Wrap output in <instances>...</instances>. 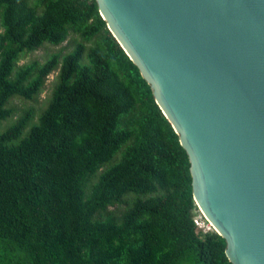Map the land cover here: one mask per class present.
I'll list each match as a JSON object with an SVG mask.
<instances>
[{
	"label": "trees",
	"instance_id": "obj_1",
	"mask_svg": "<svg viewBox=\"0 0 264 264\" xmlns=\"http://www.w3.org/2000/svg\"><path fill=\"white\" fill-rule=\"evenodd\" d=\"M190 166L96 0H0V264H231Z\"/></svg>",
	"mask_w": 264,
	"mask_h": 264
},
{
	"label": "water",
	"instance_id": "obj_2",
	"mask_svg": "<svg viewBox=\"0 0 264 264\" xmlns=\"http://www.w3.org/2000/svg\"><path fill=\"white\" fill-rule=\"evenodd\" d=\"M190 160L231 264H264V0H96Z\"/></svg>",
	"mask_w": 264,
	"mask_h": 264
},
{
	"label": "rangeland",
	"instance_id": "obj_3",
	"mask_svg": "<svg viewBox=\"0 0 264 264\" xmlns=\"http://www.w3.org/2000/svg\"><path fill=\"white\" fill-rule=\"evenodd\" d=\"M74 49V44H69L66 43L62 46H53L51 44H45L41 49H39L36 52L33 53H28L26 54L23 59L20 61V66L28 64L32 61H39L40 63H44L45 61L48 60L49 57H51L53 54L59 53V52H63L64 54H68L70 52H72ZM59 74L56 73L54 75H50L48 77L46 86H45V90L42 93V95L40 96V100L39 103L37 104V108L41 109L44 107V105L47 102V99L50 97L51 92H53V88L55 85V80L57 78ZM14 104L18 107V113L17 115L11 119V122H15L17 117L20 115V111L23 107H25V105H31L33 104L32 102H27L24 100H15ZM5 124H7V122H5ZM181 264H202L198 258L197 254H190L188 258H185Z\"/></svg>",
	"mask_w": 264,
	"mask_h": 264
},
{
	"label": "built area",
	"instance_id": "obj_4",
	"mask_svg": "<svg viewBox=\"0 0 264 264\" xmlns=\"http://www.w3.org/2000/svg\"><path fill=\"white\" fill-rule=\"evenodd\" d=\"M201 211V210H200ZM198 218H196L197 226L204 232H212L215 231L213 225L208 221L205 215L202 213Z\"/></svg>",
	"mask_w": 264,
	"mask_h": 264
}]
</instances>
